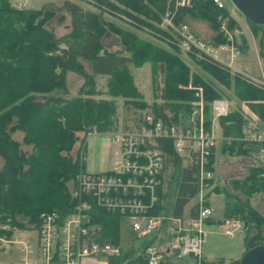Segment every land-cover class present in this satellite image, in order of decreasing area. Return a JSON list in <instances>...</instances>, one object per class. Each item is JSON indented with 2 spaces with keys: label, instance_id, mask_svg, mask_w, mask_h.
Segmentation results:
<instances>
[{
  "label": "trees",
  "instance_id": "trees-1",
  "mask_svg": "<svg viewBox=\"0 0 264 264\" xmlns=\"http://www.w3.org/2000/svg\"><path fill=\"white\" fill-rule=\"evenodd\" d=\"M107 1L111 8L151 28L158 37H164L163 31L153 23L158 24L161 13L168 9L174 22L181 21L184 14L205 20L215 32L213 42L224 41L218 32L217 17L227 15V11L224 7L216 8L212 0H192L190 7L176 5L174 0ZM116 4L122 8L116 7ZM46 6L18 10L7 0H0V223L9 218L11 226L36 225L39 214L43 212L66 213L71 205L68 184L82 170L81 160L69 154L78 139L77 133H83L84 138L89 132L107 133L117 129L115 103L94 97L97 94L93 81L95 75L107 76L106 93L122 97L126 106L140 112L148 108L154 116L167 117L168 114L173 120L179 114L185 116L190 111L191 102L195 99L194 89L184 87L190 80L192 86L202 88L205 130L210 125L208 103L221 95L219 89L206 78L197 73L188 74L189 68L178 56L175 47L169 45L173 50L171 52L143 40L68 0L57 6L51 4V9ZM60 10L69 14L70 29L55 38L45 23ZM247 22L254 34L264 27ZM233 24L230 18L229 25ZM107 30L118 37L122 50L107 51L102 47L101 38ZM258 43L262 45V34ZM259 52L264 56L261 49ZM79 59L90 64V73L83 70ZM144 62L150 63L153 82L156 75L160 77L157 90L161 103L148 104L137 99L138 92L127 71V64L139 66ZM195 63L220 85L232 88L234 96L246 102L259 121L264 123V92L212 64ZM67 71L78 74L83 82L74 96L64 98L60 93L66 88ZM218 122L223 137L221 152L247 156L251 150L264 146L241 140L243 120L238 111H229L219 117ZM129 126L124 123L123 129ZM15 131L22 134L20 142L11 137ZM20 144L29 147V150L22 149ZM163 152L165 158L159 175L158 201L154 212L160 213V201L168 195L173 197L170 214L178 217L182 206L197 193L193 178L195 169L190 163L183 166L182 158L175 155L168 145ZM208 163L213 169V149ZM211 182L212 179L208 181ZM166 185L167 191L164 190ZM232 185L242 197L226 203L224 218L237 217L243 221V229L250 226L255 229L249 237L243 238L246 249L262 244L264 214L251 207L249 197L258 192L264 194V164L251 166L247 174L241 180H233ZM92 215L93 221L100 225L101 237L117 244L119 216L100 209ZM222 263L223 259L219 258L213 264ZM106 264H145L142 248L126 251L116 258H107ZM228 264H238V260H229Z\"/></svg>",
  "mask_w": 264,
  "mask_h": 264
},
{
  "label": "built area",
  "instance_id": "built-area-1",
  "mask_svg": "<svg viewBox=\"0 0 264 264\" xmlns=\"http://www.w3.org/2000/svg\"><path fill=\"white\" fill-rule=\"evenodd\" d=\"M174 2L179 6H192V0ZM212 3L218 9L224 7L221 0H212ZM15 8L21 10L23 5ZM217 23L218 32L224 38L219 43L199 37L183 21L174 22L168 9L161 13L157 27L163 31L169 45L192 61L212 64L264 92L263 75H252L235 65L241 54L238 28L229 25L228 15H218ZM189 71L191 73L190 68ZM188 83L184 87L194 89L195 99L185 117L179 114L173 120L168 114L167 117L154 116L151 111L142 110L134 123H129V128L107 132L111 146L109 167L99 172L79 170L68 188L69 210L64 214L40 213L38 223L31 225L33 239L0 234V250L17 246L18 264H81L86 258H116L122 253L121 246L103 239L99 223L93 221V212L100 209L118 215L137 238L154 234L159 243L150 239L142 246L145 264H160L168 253L176 258L188 256L195 264H202L205 220L213 214V208L205 203L207 199L202 193L210 187L208 181L212 179L208 163L216 144L212 125L214 120L228 113V101L214 98L208 103L212 118L209 129L205 130L202 88L190 86V80ZM239 114L243 120L241 140L264 144V124H260L244 101ZM166 145L195 169L197 203L193 215L185 220L154 212ZM259 151L264 154V146ZM9 222L6 218V224ZM218 227L223 235L232 237L242 231L244 223L237 217H229L223 218ZM4 228L8 226L0 224V229Z\"/></svg>",
  "mask_w": 264,
  "mask_h": 264
},
{
  "label": "rangeland",
  "instance_id": "rangeland-1",
  "mask_svg": "<svg viewBox=\"0 0 264 264\" xmlns=\"http://www.w3.org/2000/svg\"><path fill=\"white\" fill-rule=\"evenodd\" d=\"M48 1L59 3L62 0H10L13 6L16 5L17 2H20L26 6V9H31V8L38 9L43 4H47L46 8L51 9L52 3ZM75 1L80 3V5H82L84 8L87 7V8L92 9L105 22H109L113 25H117L118 27H121L122 29L133 31L139 38L143 40H148L151 43L159 47H162L166 50H169L171 52L173 51L169 48L170 46L165 40L166 38L158 37L154 35L153 34L154 32L151 31L152 30L151 28L143 25L142 23H138L128 14L123 13L122 11H118L115 8L114 9L111 8L107 4L108 2L107 0H75ZM221 1L224 7L226 8V10L229 11L239 21L243 32L247 35L249 48L247 49V52L244 56L248 59L253 57V55H256L255 54L256 51L254 48L253 41L250 39V37L247 34L246 29L244 28V21H243L244 16L240 14V12L234 7V5L232 4L230 0H221ZM116 7L122 8V6H120L119 4H116ZM138 17H141V16L138 15ZM153 26L157 27V24L153 23ZM45 27L52 32L55 38L61 37L62 35L68 32L69 14L65 10L57 11L53 17L47 20V22L45 23ZM205 28L207 29L206 25H205ZM205 28L201 26L200 31H206ZM261 31L263 33L261 49H262V53L264 54V27ZM118 42H117V36H115L109 30H107L101 38L102 47L110 51L119 50V49L122 50V47L120 43ZM254 42L256 44L257 39H255ZM177 54L180 56L181 59H183L184 61H187L183 53L177 50ZM79 61L82 64L83 70L86 73H90L91 72L90 64L87 61H83L81 59H79ZM191 65H192V70L194 69L195 72L200 74L202 77L206 78L212 85L218 88L221 94L227 96L226 98L228 101L229 110L235 108V102H234L235 99L230 96L231 95L230 90L221 87L216 81H214L211 77L206 75L198 66L193 65V64ZM127 71L129 72L131 79H132V83L138 92L137 99L142 100L148 104L161 103V99L158 97L159 92L157 90L158 87H160V83H161L160 77L159 75H156L155 82H153V77L151 75V66L149 62H144L139 66L127 64ZM188 74H190V71L188 72ZM93 81H94L95 91H97V94L94 97L96 99L103 98L106 100H111L115 103L116 108H115L114 120H115L116 127L118 130H121L123 128L124 123L129 125V123H133L137 119V117L140 116V111L138 109H134L131 106H126L124 99L122 97L110 96L106 93L107 76L95 75L93 77ZM82 82H83V79L78 74L72 71H67L65 75L66 88L63 92L60 93V95L64 98L74 96L76 94L77 88L82 84ZM188 84L189 83H187L184 86H187ZM178 86H181V85H178ZM190 86L192 85L190 84ZM145 111H149V109L147 108L145 109ZM185 116H182V117H185ZM203 116H204V110H203ZM209 117L210 119L212 118L210 112H209ZM21 135L22 134L20 131H15L14 133L11 134V137L20 142ZM77 135H78V139H76V141L73 143L69 154L71 157L77 156V158L81 160L82 155H83V150H84L83 147H84L85 138H83V133L81 132L77 133ZM104 139L106 138L98 136V139H97L98 146L100 147L102 146V140ZM222 141H223L222 138L217 140L213 148V151H214L213 153L215 155V158L213 161L214 179H212V181L214 180L217 184L216 186L217 190L215 192H218V191L221 193L223 192L224 194H226V198L228 199L230 198L231 195H233L235 196L237 200L238 197H242V196L237 190H235V186L232 185V181L241 180L247 174L251 166L257 163L264 164V154L260 153L259 151V152L251 154L249 157H241V156L223 153V152H220ZM20 146L22 149L26 151L29 150V147L23 146L22 144H20ZM85 157L86 155L83 156V166L86 161ZM182 163L183 165H185L184 161ZM1 164H2V159L0 160V167H1ZM191 200L192 199H190L189 201ZM250 201L252 202V204H254V206L251 205V207L256 209L260 214H264V194L260 192L253 193L249 197V204H251ZM17 219L20 220L21 217H17ZM213 228L214 229L212 232L211 231L208 233L206 232L204 241L201 247L202 259L205 261L206 264H213L217 260V258H220V256L222 257L238 256L240 254L239 253L240 249L243 245L242 238L249 237L253 232H255V229L252 226H250L247 229H242V231L238 235L234 237H228V236L223 235L219 231L218 225L213 226ZM262 236L264 237V226L262 228ZM148 237L150 236L138 238L135 244H137L138 241H143L147 239ZM122 241L123 243H121V246L127 249V247H125L127 246V242H124V240L121 239V242ZM262 244H264V242ZM246 250L247 249L245 246V251ZM104 263H105V258L103 257L86 258L82 261V264H104Z\"/></svg>",
  "mask_w": 264,
  "mask_h": 264
},
{
  "label": "crops",
  "instance_id": "crops-1",
  "mask_svg": "<svg viewBox=\"0 0 264 264\" xmlns=\"http://www.w3.org/2000/svg\"><path fill=\"white\" fill-rule=\"evenodd\" d=\"M7 1L12 7H16V5L21 4V5H23L22 9H26V6L23 3L17 2L16 5L13 6L12 3L10 2V0H7ZM63 1L64 0L60 1L59 3L58 2H53V1H48V2H51L54 5L55 4L56 5H60ZM68 1L79 5L82 9H86V10L94 12L90 8H87V7L84 8L82 5H80V3H78L75 0H68ZM227 15H228L229 19L230 18L233 19L234 25L238 28V30H239V38H240V41H241V48H240L241 54H240L239 60L235 64L236 67H238L239 69H241V70H243V71H245L247 73H250L252 75H256V76L263 75L264 76V56H262L260 54V52H259L262 45L260 46L259 43H258L259 35L263 34L262 31L260 30L256 34L252 33V31L250 30V28L248 26V22H247L246 18L243 19L244 28L246 29L247 34L250 37V39L253 41L254 48H255V51H256V53H255L256 55H253V57H251L252 59L251 58L248 59V58H246L244 56L246 54V52H247V49L249 48L247 35L243 32L239 21L229 11H227ZM181 21L187 23L188 26L192 29V31L196 35H198L199 37H201L203 39L207 38V40H212L213 41L212 38L215 35V32H214V30H212L210 28L209 24L205 20H202V19H199V18H193L189 14H184L181 17ZM204 24L207 26V29L205 28ZM115 26H117V25H115ZM201 26L204 27L206 29V31H200L201 30L200 29ZM69 29H70V26H69ZM130 32H133V31H130ZM133 33H135V32H133ZM255 39H257V43L256 44L254 42ZM118 40L119 39L117 37V42H118ZM107 51H110V50H107ZM113 51H116V50H113ZM261 51H262V49H261ZM123 54H126V53L123 52ZM184 57L186 58L187 61H184L183 59L182 60L186 63L188 68H190V70H191L190 74L197 73V72L194 71V69L192 70V65H191V64L196 65V63L194 61H192L191 59H189L188 57H186L185 55H184ZM65 75H66V73H65ZM220 86L225 88V89L230 90V93H231L230 96L235 99V101H234L235 102V108H233L231 110L228 109V112L229 111H233V110H236V111L239 112V107H240V104H241L242 101L238 100L234 96L232 88H226V87H224L222 85H220ZM226 97H227L226 95L221 94L219 98H223V99L227 100ZM259 122H260V124H264L261 121H259ZM212 132H213L214 136L216 137V141L221 139V138L223 139V137L221 136V128H220L218 119L213 121ZM93 136H94V138H93ZM98 136L106 138V139L102 140V146L101 147L98 146V143H97L98 142L97 141ZM84 138H85L84 147H83L84 150H83V155H82V158H81L82 171L99 172V171H103V170L107 169L109 167L110 152H111V146H110V143H109V138L107 136V133L89 132V133H87L85 135ZM226 141H228L227 138H226ZM256 152H259V150H251L249 155L241 156V157H249L251 154L256 153ZM85 155H86V157H85L86 161H85L84 166H83V156H85ZM214 158H215V155L213 153V161H214ZM183 161L185 162V165L188 163L186 160H182V162ZM182 165H183V163H182ZM185 165H183V166H185ZM212 168H213L212 169V179H214V177H213V172H214L213 163H212ZM69 186H71V182H69L68 187ZM216 186H217V184L213 180L210 183V187L202 192L205 195V198L207 199V201H205V203L210 205L213 208V214L209 218H207L205 220V230H206L207 233L210 232V231L212 232L213 229H214L213 226L218 225L220 220L224 218L225 212H226V203L229 202V201H231V202L236 201V198L233 195H231L230 198L228 199V198H226V194H224L223 192L222 193L219 192V191L215 192L217 190ZM167 189L168 188H167V185H166L164 187V190L167 191ZM190 199H192V200L189 201ZM190 199L182 206L180 215L178 216V217H180V218H182L184 220L187 219L189 216L193 215L192 212H193V210L195 208V205L197 203V201H196L197 200V194H194ZM171 201H173V197H171V196L167 195L165 198H163V201H160V210H159V212L163 213V214H164V212H169V213H166V214H170L171 210H170L169 206H170V202ZM250 203H251L250 205L254 206V204H252L251 201H250ZM0 214L2 215L1 212H0ZM226 218H229V217H226ZM0 224H4V225L8 226V229L7 228L0 229V234L5 235L6 237H8L10 235H19L21 237H29L31 239H33V237H34V232L31 229V224H24L22 227L17 226V225H12L11 226L10 223L6 224V220H5V222H1ZM238 234H236V235H238ZM236 235H234V236H236ZM148 236H150V237H148L147 239H145L143 241H138V243L135 244L136 240L138 238L128 229V227L126 226L125 222L121 220L120 226H119V233H118V240H119L118 243L121 246V243H123V241L121 242V239H123L124 242H127V246H125V247H127V249H125L124 247L121 246L122 253H124L126 251H130V250L139 249L140 247L142 248V246L146 242H148V240H150V239L154 243H159V241L154 237L153 233L151 235H148ZM234 236H232V237H234ZM145 237H147V236H145ZM242 243H243V245H242V247L240 249V252H239L240 254L238 256H234V257H230V256L222 257V256H220V258L223 259V263L222 264H228L229 260H239L240 256L245 251L244 240H243ZM161 244L162 243H160V245ZM3 253H5V254H3ZM18 257H19V249H18L17 246H6L2 250H0V264L1 263L18 264ZM217 259H219V258H217ZM202 261L205 262L203 259H202ZM81 264H82V262H81ZM104 264H106V259H105V263ZM160 264H195V262H194V259L191 258V257L186 256V257H182V258H176L175 256H173V255L168 253V254H165L163 256V259H162Z\"/></svg>",
  "mask_w": 264,
  "mask_h": 264
},
{
  "label": "water",
  "instance_id": "water-1",
  "mask_svg": "<svg viewBox=\"0 0 264 264\" xmlns=\"http://www.w3.org/2000/svg\"><path fill=\"white\" fill-rule=\"evenodd\" d=\"M230 1L250 23L264 26V0ZM238 264H264V244L255 245L244 251Z\"/></svg>",
  "mask_w": 264,
  "mask_h": 264
}]
</instances>
